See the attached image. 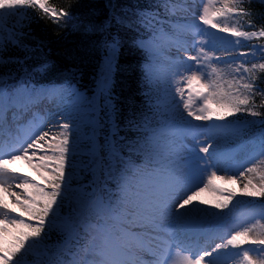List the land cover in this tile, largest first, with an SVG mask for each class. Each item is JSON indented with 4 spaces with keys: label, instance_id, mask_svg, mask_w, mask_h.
Instances as JSON below:
<instances>
[{
    "label": "snow or ice",
    "instance_id": "snow-or-ice-1",
    "mask_svg": "<svg viewBox=\"0 0 264 264\" xmlns=\"http://www.w3.org/2000/svg\"><path fill=\"white\" fill-rule=\"evenodd\" d=\"M245 2L252 0H200L196 11L189 0H157L169 18L184 21L166 29L159 13L139 7L116 12L110 3L109 19L97 24L91 13L80 16L48 0H0V65L22 67L43 52L42 41L26 43L34 39L28 9L53 23L63 19L84 37L101 36L94 42L101 62L91 96L70 82L37 88L26 69L20 79L0 76V264H29V255L31 264H264V208H255V198H264V160L251 163L264 157V133L244 140L257 123L250 118L264 115L257 110L264 108V88L257 85L264 44L240 50L242 39H264V26L249 18L253 30H244L241 21L253 15ZM113 25L117 30L110 32ZM120 29L137 33L131 43L146 53L148 85L145 106L129 111L123 125L114 93ZM10 48L26 55L6 56ZM159 51L172 54L163 71ZM249 59L261 62L249 65ZM48 67L45 61L33 72ZM46 100L55 102L54 112L33 111ZM28 113L32 119L20 123ZM238 141L239 152L229 147ZM191 142L203 146L197 150ZM17 161L42 182L12 167ZM221 169L239 175L220 176ZM86 173L92 176L87 185L77 181ZM217 181L238 184L240 195L254 198L244 202L253 223L233 214L238 193ZM206 190L216 198L202 200ZM216 238L222 243L210 247L207 240ZM145 254L152 259L145 261Z\"/></svg>",
    "mask_w": 264,
    "mask_h": 264
},
{
    "label": "trees",
    "instance_id": "trees-1",
    "mask_svg": "<svg viewBox=\"0 0 264 264\" xmlns=\"http://www.w3.org/2000/svg\"><path fill=\"white\" fill-rule=\"evenodd\" d=\"M48 2L57 9H71L72 12L80 16L91 13L89 18L97 24H104L109 19L110 13L113 11L108 7L111 3L116 5V12H119L121 6L127 5L159 13L158 18L165 22V28L167 29L170 25L163 7H156L157 0H48ZM242 6L253 14L252 17H245L241 21L245 24L244 30H253L246 26V21L249 18L253 19L256 28L264 26V0H252L250 4L245 2ZM28 11L33 18L31 30L34 39L30 38L26 43L35 46L37 41H42L44 50L42 53H33V58L26 60L22 67L16 63L0 65V76L10 73L15 79H20L25 75L26 69L29 75L34 76L35 87L48 84L66 87L70 82L85 95L91 96L101 62L100 54L96 51L94 42L101 39V36L97 34L92 37H84L80 33L72 31L63 19L59 23H53L51 19L44 17L39 10L28 9ZM116 30L117 26L113 25L109 31L114 32ZM120 34L124 43L119 53L114 76V93L116 105L121 110L120 123L123 125V117L127 116L129 111L139 112L145 106V93L148 91V85L145 82L142 67L147 59L146 53L133 47L131 43L132 38L137 33L120 29ZM253 44H264V39L244 40L240 50H247ZM5 55L23 59L26 54L17 48H10ZM45 61L49 64L47 72L34 73L33 70ZM256 62L261 61L258 59L257 61H248L249 65ZM257 76L259 77L257 85L264 88V73L258 71ZM260 99V97L256 98L257 104H259ZM257 110L264 113V108ZM250 119H255L257 123L245 134V141L256 140L261 133H264V125L260 123L261 120H264V115ZM120 135H125V132L121 131ZM260 160H264V157L260 156L258 161ZM91 177V174L87 173L78 175L77 181L87 185L91 181ZM73 186H78L77 182H74ZM255 203L260 204L259 208H264V198H255ZM255 219H259V217ZM26 259L33 261L35 257L29 255Z\"/></svg>",
    "mask_w": 264,
    "mask_h": 264
},
{
    "label": "rangeland",
    "instance_id": "rangeland-1",
    "mask_svg": "<svg viewBox=\"0 0 264 264\" xmlns=\"http://www.w3.org/2000/svg\"><path fill=\"white\" fill-rule=\"evenodd\" d=\"M189 3L193 6V9L194 10L199 11V8H200V0H189ZM216 6L219 7L220 5L217 4ZM167 21H168V24H177V23H183L184 22L182 18H176V17L169 18V19H167ZM219 35L222 36V37H226L227 38V34L219 33ZM243 41H244V39L241 40V44H243ZM228 47H229V49H231V45L230 44L228 45ZM171 55H172L171 53H165L163 51L157 52V67L160 68L161 71H163V70L166 69L167 59ZM181 55H183V53H181ZM217 55L223 57L225 55V53L223 51H218L217 52ZM249 60H253V61L256 60L257 61V59H249ZM256 63H260V62H256ZM217 67L218 68H225L226 65L225 64H217ZM228 78H230V77H228ZM73 86H74L75 89L78 90V88L75 87V85H73ZM158 87L161 88V89H163L164 84L163 83H160L158 85ZM38 88H42V89H48V88L60 89V88H63V87L60 86V85H58V84H50V85H46L44 87H38ZM78 91L80 93L84 94L81 90H78ZM173 91H174V86H173ZM68 102L69 101H65V103H68ZM44 103L50 104V106H54L55 107V102H51V101H47L46 100V101H44ZM41 104H39L37 107H40ZM37 107L35 109H37ZM35 112L39 113L37 110ZM31 119H32V116L31 115H28L25 120H26V122H28ZM20 123H24L23 118L20 121ZM194 123H202V122L194 121ZM191 144L194 145V146H196L197 147V150L199 149L200 146H203V145L195 144V142H191ZM229 147H231L234 150H236L237 152H239L240 142L238 141L236 144L229 145ZM201 155H204V154L201 153ZM259 157H260L259 155H256L255 158L251 161V163H257L258 160H259ZM249 166H250V164H248V163H245L243 165V167H245V168L246 167H249ZM12 167L17 168L18 171L21 172V173L27 174L33 180L42 182L40 180V176L27 163H25L23 161H17V162H15V164L12 165ZM240 170H243V169L241 168ZM217 174L220 175V176H229V175H236V176H238L239 175V171L233 172V171H225V170L221 169V170H218ZM90 179H92V177ZM217 184H218V186H221V187H226V188H229V189H234L238 193V195L235 198V200L238 201L239 203H238V206L236 207V209H234V213L233 214L236 215V216H238L241 221H246L247 223H252V221L254 219H250L248 217V211H249L248 205L245 204L244 202L245 201H252L254 198L240 195L239 194L240 193V185H238V184L225 183L223 181H217ZM73 187H77V186H73ZM215 198L216 197L214 196V194L211 191H207L206 190L204 193H201V199L202 200H209V201H211V200H214ZM209 207L212 208V211H219V210H216L214 208V206H209ZM259 207H260V204L255 203V208L256 209H260ZM224 212L227 213V210H224ZM257 217H255V218H257ZM231 228H232V223L230 222V223H228L226 225V227H222L223 232L221 234L223 235L224 232H226L228 229H231ZM224 238L226 239V236H224ZM205 243H206V241H203L202 242V245L205 244ZM207 243L210 245V247H215V244L216 243H222V240L219 239V238H216L215 240H211L210 242L207 241ZM222 251H224V250H222ZM233 251H235V250H233ZM184 254L187 255V253H184ZM252 254L255 255V253H252ZM30 262H32V261H30ZM229 264H233V262L232 261H229Z\"/></svg>",
    "mask_w": 264,
    "mask_h": 264
},
{
    "label": "bare ground",
    "instance_id": "bare-ground-1",
    "mask_svg": "<svg viewBox=\"0 0 264 264\" xmlns=\"http://www.w3.org/2000/svg\"><path fill=\"white\" fill-rule=\"evenodd\" d=\"M40 107H42V109L41 110H37V109H34L33 111H39V113H40V115L41 116H43V115H45L46 113H49V112H54L55 110H56V108L54 107V106H50V104H46V103H44L43 102V104H41L40 105ZM25 117V116H24ZM23 117V118H24ZM8 119L9 120H11L12 119V116H11V113H9L8 114ZM27 122L26 121H24V124H26ZM43 131H47L48 129H47V126H45L43 129H42ZM17 183L19 182V181H16ZM14 190H16V191H18L17 189H14ZM223 231H222V228H219V229H217L216 231H215V233H222ZM29 262V264H31V262L30 261H28Z\"/></svg>",
    "mask_w": 264,
    "mask_h": 264
}]
</instances>
